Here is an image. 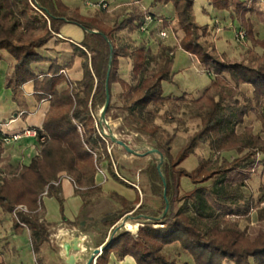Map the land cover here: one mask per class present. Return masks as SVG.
<instances>
[{
    "label": "trees",
    "instance_id": "1",
    "mask_svg": "<svg viewBox=\"0 0 264 264\" xmlns=\"http://www.w3.org/2000/svg\"><path fill=\"white\" fill-rule=\"evenodd\" d=\"M210 2L224 9L232 5L233 19L246 39L257 40L253 38L250 16L255 15L264 23V0ZM194 3L195 0H151V7L172 5L177 28L183 32L179 48L194 56L204 71L211 75L209 85L193 100L191 114L200 119L201 126L172 156L173 133H166L155 123L158 114L149 108L150 105L160 106L170 99L163 95L162 82H171L173 78L172 50L161 45L151 55L142 42H115V32L125 27L133 31L145 22L146 17L154 18L153 13L134 7L126 16L118 13L113 26L109 27L103 25L98 17L100 12L86 16L80 13L78 7L70 11L63 0H0V50H6L15 60L13 72L5 77L3 86L10 90L11 100L19 108L26 106L21 86L29 80L33 81L36 100L45 98L49 102L41 127L35 128L37 135L44 139L38 143V153L28 164L7 171L2 152L8 136L0 128V208L2 213H14L12 226L16 233L23 228L28 230L36 260H39L40 246L49 240L48 227L53 225L43 219L44 207L39 196L47 187L46 195L55 197L62 214L61 187L53 185L59 173L66 172L72 178L75 193L82 198V207L103 193L124 207L140 200L138 194L134 200L128 201L112 190L104 192L95 179L94 162L101 159L99 156L95 158L93 153H99V144L103 142L93 128V115L104 105L107 80L110 101L105 115L113 108L112 86L120 82L125 98L122 105L125 112L123 124L130 131L147 136L164 156L161 171L166 182L169 211L159 222L162 224L160 227L145 222L135 235L126 231L114 238L98 256L96 264H110L112 254L118 259L129 255L136 264H181L162 253L164 246L173 243H178L189 254L192 264H264V232L252 238L247 236L237 221L227 220L213 209L205 196L209 193L222 205L239 203L245 199L243 189L249 187L247 181L256 172L257 165L264 162V138L260 132L254 133L252 126L236 132V126L243 123L249 113L255 115L264 129V61L255 67H247L213 58L196 41L195 26L191 21ZM66 23L79 26L83 38L79 45H73V56L65 65L59 66L55 60L51 61L47 73L39 79L32 64L42 62L44 58L37 49ZM260 42L264 43V40ZM74 56L81 59L82 75L73 83L61 70L72 66ZM124 57L131 59V82L119 77V58ZM151 58L156 61L155 67L148 70ZM62 82L67 85L59 89L58 85ZM242 84L251 86L250 96L240 89ZM119 128L123 129L122 126ZM198 143L206 144L213 156L202 157L190 171L178 167L193 153ZM231 151L236 156L227 159L223 153ZM108 165L114 180L132 187L128 178L122 173L117 176L110 162ZM122 168L120 166L119 170L122 171ZM142 172L147 176L154 194L161 196L164 206L163 183L156 163L149 162ZM182 176L189 177L194 185L179 195L178 178ZM259 189L264 199L263 186L260 185ZM177 202L181 204L176 205ZM143 203L141 199L138 207H143ZM17 206H23L25 210ZM149 210H146L147 213L153 215ZM62 221L77 225V218L68 221L63 214ZM113 223L109 222L110 225ZM127 229L135 232L137 225L128 224ZM0 264L6 263L1 261Z\"/></svg>",
    "mask_w": 264,
    "mask_h": 264
},
{
    "label": "rangeland",
    "instance_id": "2",
    "mask_svg": "<svg viewBox=\"0 0 264 264\" xmlns=\"http://www.w3.org/2000/svg\"><path fill=\"white\" fill-rule=\"evenodd\" d=\"M87 1L89 3H86ZM104 2L106 6L103 7L101 4ZM70 4H75L79 8L80 13L86 16H93L100 12L98 17L103 25L109 27L113 26L118 13L122 17L126 16L134 7L140 11L148 9L149 12L154 14V18L152 19L150 17L145 18V22L141 25L144 27V30H141L139 27L132 31L129 27H125L123 30L117 32L118 34L115 32V42L123 43L128 40H133L135 44L142 42L149 48L151 55H154L161 45L167 46L172 50L174 56L172 64L173 78L171 82H162L163 95L169 96L170 99L160 106L150 105L149 108L158 114L155 123L166 133H173L170 152L172 156H175L177 151L187 141L188 136L197 131L201 126L200 119L193 117L191 114L193 100L200 96L209 85L211 75L204 71L194 56L179 48V42L183 37V32L177 28L172 5H156L151 7V0H70ZM73 9L71 8L70 11ZM232 11V5L228 9H224L215 7L210 0H195L191 10V21L195 26L196 41L218 61L240 63L247 67H255L256 64L264 61V43L260 42L264 40V23L255 15H251L250 19L253 23L254 32L253 38L257 40L246 39L243 32L239 29L238 23L233 19L234 13ZM122 17L119 19H122ZM155 62V59L151 58L148 62L147 69L152 70L155 67ZM131 67L132 63L129 57L119 58L118 71L119 77L122 80L132 81ZM247 85H240V89L250 96L252 88L250 85ZM123 90L120 82L113 84L111 90L113 108L106 117L119 138L128 141L132 148L144 151L143 148L145 145L153 146L149 138L139 132L130 131L123 124L122 118L125 115L122 109L125 100ZM98 113L99 111L94 114L96 119ZM120 126L123 128L122 130H119ZM246 126H252L253 132H260V135L264 138V129L261 127V122L256 119L253 113H249L244 117L243 123L236 126V132L240 133ZM93 128L95 130L97 129L94 118ZM102 142L99 144V153L96 151L94 152L96 155L93 153L95 158L99 156L101 159V161L97 160L94 162L95 177L97 176L101 180H114L108 170V162H110L114 173L117 176H119L118 173H122L123 176L128 178L130 180L128 183L132 187H137H135L136 195L138 194L139 199L144 200L143 207L136 208L138 210L135 213H144L150 209L153 212V216H158L164 208L162 206L161 196L154 194L147 176L142 172L149 162L156 163V156L147 155L139 157L130 155L123 148H118L110 141L106 142L102 139ZM223 155L227 159L236 156L233 151L223 153ZM209 156L212 157L213 155L208 146L204 143H198L193 153L185 158L178 167L190 171L198 165L202 157ZM120 166L123 167L122 171L119 170ZM98 168L103 170V175L98 172ZM64 173L68 176L66 172ZM59 177L60 173L58 174V179L53 182L54 186L59 185ZM72 183L74 184L73 180ZM247 183L249 187L243 189L245 199L235 205H222L209 193H206L205 196L213 209L224 215L227 220L237 221L239 228L244 230L246 235L252 238L259 232H264V199L261 198V191L259 189L260 185L264 188V162L257 165L256 172L252 174ZM121 184L126 186L123 183ZM193 185L187 176L178 178L179 195L192 189ZM102 190L107 192L103 188ZM45 193L47 194V187L44 188L39 198L44 199ZM107 198L115 204V208L133 209L134 207V205L124 207L105 193L92 198L83 207L92 201ZM259 200L261 201L260 203H258ZM180 204L181 202H177L176 205ZM16 208L25 210L23 206H17ZM11 216L13 219L14 213ZM159 222L153 223V227L162 226ZM107 224L109 222L100 225L99 229L101 232L106 231ZM67 226L72 227L70 225ZM59 228L63 227L60 225H50L48 227L50 232L49 240L40 246L38 253L41 261L38 259L35 260V253H30L28 239L23 229L21 232L16 233L15 236L21 245L19 251L24 260L27 261V264H63L59 256L57 244L55 243V234L60 230ZM124 232L126 231L122 229L120 235ZM136 232L131 233L135 235ZM162 253L168 258H175L181 264H192L189 254L183 251L178 243L164 246Z\"/></svg>",
    "mask_w": 264,
    "mask_h": 264
},
{
    "label": "crops",
    "instance_id": "3",
    "mask_svg": "<svg viewBox=\"0 0 264 264\" xmlns=\"http://www.w3.org/2000/svg\"><path fill=\"white\" fill-rule=\"evenodd\" d=\"M63 2L69 9L77 7L75 4L71 5L70 0H63ZM86 3L89 2L87 1ZM82 38L83 31L79 26L72 23L63 24L60 27L59 32L55 33L46 44L37 49L38 54L44 58V61L32 64L37 77L40 79L47 73L50 62L53 60H55L59 66L65 65L73 56V45H79ZM80 62V57L74 56L72 66L61 70L69 82L71 81L74 83L81 78L82 69ZM14 64V58L6 50L1 49L0 128L8 137L18 133L24 128H40L44 114L49 106V102L45 98L36 100L32 80L23 83L21 86L26 102L25 107L19 108L17 104L11 100V92L8 88H4L3 83L5 77L12 74ZM66 85L65 82H62L58 85V88L62 89L66 87ZM38 148L39 144L37 139L31 136L21 137L17 140H10L8 142L4 141L2 156L6 159L7 171L13 170L19 165L28 164L30 159L37 155ZM95 179L98 184L102 185V188L105 191L112 190L125 197L128 201H132L136 197V186L126 187L113 179H104V181L97 176ZM59 185L61 187V195L63 198V217L68 221H74L82 209V198L79 194L75 193V185L70 179H68L64 172L60 173ZM140 201L141 199L138 203L134 204L133 210H138L136 208H138ZM42 204L44 207L43 219L45 221L52 223L53 225H60L63 227L59 228L60 230L69 227L67 226L69 224L62 221V214L60 213L59 204L55 197L44 195ZM70 226L73 227V225ZM23 232L27 236L30 253H34L31 248L28 230L23 228ZM15 235L16 232L13 230L11 214L2 213L0 208V262L4 261L6 264H27V261L21 256L19 251L21 245ZM39 261H41V257H39ZM110 264L136 263L133 257L129 255L118 259L112 254L110 257Z\"/></svg>",
    "mask_w": 264,
    "mask_h": 264
},
{
    "label": "water",
    "instance_id": "4",
    "mask_svg": "<svg viewBox=\"0 0 264 264\" xmlns=\"http://www.w3.org/2000/svg\"><path fill=\"white\" fill-rule=\"evenodd\" d=\"M105 102L97 115L100 129L103 135L118 148H123L130 155L147 156L154 155L157 158L156 168L163 183L162 198L164 200V208L158 216L148 213H135L133 209H122L116 207L110 199H102L92 201L83 207L77 217V225L74 227H66L55 234V243L63 264H96L98 256L103 250L118 237L121 230L127 229L129 224H137L142 226L145 222L156 223L161 221L164 215L169 211V200L166 196V182L161 171L164 162V156L154 146L145 145L144 151L132 148L128 141L119 138L110 126L105 109L109 104V91L107 80L105 81ZM114 221L112 225H106V231L101 232L99 227ZM135 231V232H136Z\"/></svg>",
    "mask_w": 264,
    "mask_h": 264
},
{
    "label": "built area",
    "instance_id": "5",
    "mask_svg": "<svg viewBox=\"0 0 264 264\" xmlns=\"http://www.w3.org/2000/svg\"><path fill=\"white\" fill-rule=\"evenodd\" d=\"M101 5L104 7V6H106V3L104 2V3H102ZM146 18H147V17H146ZM140 29H141V30H144V27H143V26H140ZM162 34H164V32H162ZM93 118L95 119V122H96V127H97V129H96V133L98 134V136H99L101 139H103V140H105L106 142H108L109 139H107V138L103 135V133H102V131H101V129H100V125H99V122H98V117H97V119H96V117L93 115ZM106 118H107V117H106ZM107 120H108V118H107ZM30 136L36 138L37 141H38V143L41 142V141H43V139H44L43 136H38V135H37V131H36V129H34V128H24V129H22L21 131H19L18 133L13 134L12 136L5 138V142H8V141H10V140H17V139H19V138H21V137H30ZM94 155H96V154L94 153ZM98 172H99L100 174H102V175L104 174L103 170H101V169H99V168H98ZM67 177H68V176H67ZM68 179L71 180L70 177H68ZM71 181H72V180H71ZM58 183H59V181H58ZM45 194H46V193H45ZM20 208H21V207H20ZM23 210H24V209H23Z\"/></svg>",
    "mask_w": 264,
    "mask_h": 264
}]
</instances>
